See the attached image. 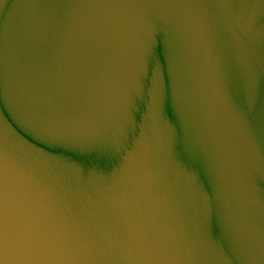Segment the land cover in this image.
Returning a JSON list of instances; mask_svg holds the SVG:
<instances>
[{"label": "water", "instance_id": "obj_1", "mask_svg": "<svg viewBox=\"0 0 264 264\" xmlns=\"http://www.w3.org/2000/svg\"><path fill=\"white\" fill-rule=\"evenodd\" d=\"M0 264H264V0H0Z\"/></svg>", "mask_w": 264, "mask_h": 264}]
</instances>
